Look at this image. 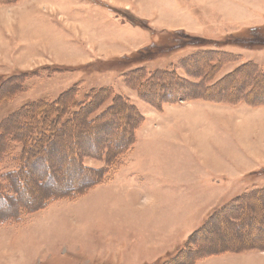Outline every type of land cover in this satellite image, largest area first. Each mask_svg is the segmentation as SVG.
Here are the masks:
<instances>
[{
  "label": "rangeland",
  "instance_id": "rangeland-1",
  "mask_svg": "<svg viewBox=\"0 0 264 264\" xmlns=\"http://www.w3.org/2000/svg\"><path fill=\"white\" fill-rule=\"evenodd\" d=\"M203 51L238 57L223 62L214 80L250 61L264 66V0H0V150L5 135L27 132L26 106L60 99L73 87H80L81 99L108 90L112 98L99 111L118 95L128 97L138 107L135 117L145 119L115 179L93 184L80 198L59 191L86 185L89 171L70 165L67 140L56 137L55 149L33 163L19 198L0 203V220L21 204L29 211L0 224V264H162L190 247L199 257L183 256L179 264H264V231L258 235L264 221L253 227L247 216L263 219L264 195L215 216L264 188V77L239 74L219 99L198 93L206 101H169L162 90L140 88L142 77L124 75L168 69ZM204 59L184 64L183 81L207 74ZM247 90L253 95L240 104ZM94 101L100 105L101 97ZM115 115L104 121L115 127L105 141L117 140L118 127L122 135L129 131L131 122ZM83 163L100 166L95 158ZM35 181L44 182L42 190ZM52 193L63 198L45 206ZM240 214L246 222L237 227L230 220ZM204 225L199 239H190Z\"/></svg>",
  "mask_w": 264,
  "mask_h": 264
},
{
  "label": "trees",
  "instance_id": "trees-1",
  "mask_svg": "<svg viewBox=\"0 0 264 264\" xmlns=\"http://www.w3.org/2000/svg\"><path fill=\"white\" fill-rule=\"evenodd\" d=\"M198 57L205 58V61L209 60V63L207 64V74H202V72L198 78L192 77L193 80H187L188 83H186L185 81H183V77L179 71H183L184 74L187 75V73L183 70L184 64L188 63L190 60H196ZM236 57L220 51L195 52L190 56L181 59L168 69H160L149 72L146 70V68H138L130 73H125L124 75H126L128 78L137 76L142 77V80L139 84L140 88H146V91L152 89V93H154V90H158L157 92L159 93L162 90V96L167 97L165 99H168L169 101H176L178 99L206 101L204 100L203 96L197 98L196 94L198 93H200L201 95L205 94V96L213 95L212 97H214L215 99H219L218 95H222L221 91L225 89V83L229 81L235 82V76L239 74H252L251 76H253L254 78L256 77V79L258 80L263 79L264 77V66L250 61L248 63L240 65V67L234 69L224 77L218 80H214V75L222 72L223 67H220L221 64L223 62H236L238 61V57ZM199 68L200 65L195 68V75L198 74ZM47 69L53 70L54 72L63 71V68L58 69L57 67H47ZM252 88H254L253 83L251 84V89ZM80 90V87H73L64 95V97L60 99H56L50 102L43 100L38 103L30 104L24 108L22 114L24 112V116L27 115L30 117L25 120L23 115H20V117H23L22 122L25 123H23L22 126H24L25 128L24 131L27 130V132L23 136H15V134L5 135V142L4 139L2 141L3 146L0 150V203L4 202L7 198L15 200L19 198V194L23 193V191L25 190V185H27V183L31 179L30 168L33 167V163L35 161L39 162V157H41L39 155L46 156L51 152V150L53 151L55 149V146L57 145V141L55 140L56 137L67 140V147H65V149L68 148L66 156L68 155V161L70 165L74 163L78 166L80 171H89L88 174H90V176L87 177V180H91L87 181L86 185L82 181L80 182L83 183L82 185L75 186L71 189L68 188L67 190H60L59 192L70 190V196L74 197V199L80 198L81 196L92 191L93 188L91 187L93 186V184H106L109 181L112 182V180L115 179V173L118 170L117 167L121 166L123 157L125 156L126 158L129 152L133 151V145L136 143L135 132L139 127L137 124H139V121L140 123H142L143 121H145V119H143L142 116L135 117L136 111L139 113V111L137 110L138 107L133 104L128 97L123 98L121 95H118L114 97L113 103L111 102L106 109L99 111V109L104 106V103L112 98V95H109L110 92L108 90L102 89L94 90L93 92H89V94L84 99H81L82 93ZM146 91L144 93L146 97H148L147 95H152ZM159 93L156 96L160 97L161 94ZM229 95L232 96L231 94ZM229 95L227 96V94H224L223 98L228 99ZM252 95H250L249 91L247 90V92L245 93V97H242L240 104L247 105L246 99L251 98ZM142 96L144 97V95ZM99 97H101V104L97 105V102H95L94 99H97ZM102 97L104 98L102 99ZM119 102H122L124 106L123 113L120 111V109L115 110V106L116 104H119ZM111 114L112 116L116 114L115 116L118 117V120L123 117L127 118V120L131 122V125L128 126L129 131L127 130V134H120L122 129H119V127L118 129H116L118 135L115 142L114 137L113 139H111V141H105L104 138L106 136L112 138V131L115 130V127L110 125L108 121H106L107 129L104 126L105 119ZM129 114L134 116L132 117V121H134L133 123L130 120ZM16 116L17 115L15 114L13 118H15ZM12 120L9 117L7 120L3 121V123L6 122L8 124ZM19 125H21V123ZM85 131L86 133L83 134ZM122 131H124V128ZM90 140L93 142L92 146L89 145ZM13 142H16V144H20L22 147V150H20L18 153L16 152L17 149L14 146L15 144H12ZM94 148L95 154H90L89 150H92ZM71 149L75 152L73 153ZM87 158H95V161H97L100 166L97 169H88L83 163L84 159ZM63 162L64 163L61 164H67L66 158L63 159ZM5 164L11 165L12 169L6 172H1V167ZM35 177L37 178V176ZM35 182L39 190H42L45 186L43 184L44 182ZM256 194H259L263 197L264 188L247 196L235 199L230 204L219 209L215 213V216L224 213L226 209L230 210L233 214L235 212V209H238V207H240L239 204L243 202L244 199H253L252 197L256 196ZM260 196H258V198L262 199ZM48 197L50 198L46 199L45 206H49L52 202L63 198L59 195H55L54 193L50 194ZM24 198L26 201H28V198L26 199L25 196ZM253 200H255L254 203L258 201L257 198ZM263 205L264 204H260L259 206H261L262 208ZM12 211H14L12 208H5V213L10 214L12 213ZM242 211L245 212V209ZM2 212H4V209H2ZM24 212H29L28 207L21 204L19 205L18 209L16 208L13 215L11 214L6 219L0 220V224H3L5 222L12 223L20 221ZM247 216L252 217V219L250 218V221L253 227L264 221V217H262L263 219H261L256 215ZM211 219H214V217H212ZM243 219V216L240 214V217L236 219V221H230L233 225L238 227L241 222L245 221ZM206 227L207 225H204L201 229L195 231L191 235L190 239H194V237L196 239H199L198 236L201 235V232ZM263 231L264 228L262 229V231L259 230L258 235L259 233L262 234ZM261 248L264 249V245ZM197 251L198 250L193 249L192 247H190V249L185 248L176 257L170 258L162 264H179L180 259L181 257L183 259V256L188 260L195 261L196 258L199 257V253ZM195 264H198V262H196Z\"/></svg>",
  "mask_w": 264,
  "mask_h": 264
},
{
  "label": "bare ground",
  "instance_id": "bare-ground-1",
  "mask_svg": "<svg viewBox=\"0 0 264 264\" xmlns=\"http://www.w3.org/2000/svg\"><path fill=\"white\" fill-rule=\"evenodd\" d=\"M31 207V206H30ZM11 210V209H10Z\"/></svg>",
  "mask_w": 264,
  "mask_h": 264
},
{
  "label": "crops",
  "instance_id": "crops-1",
  "mask_svg": "<svg viewBox=\"0 0 264 264\" xmlns=\"http://www.w3.org/2000/svg\"><path fill=\"white\" fill-rule=\"evenodd\" d=\"M210 166H211V164H210Z\"/></svg>",
  "mask_w": 264,
  "mask_h": 264
}]
</instances>
